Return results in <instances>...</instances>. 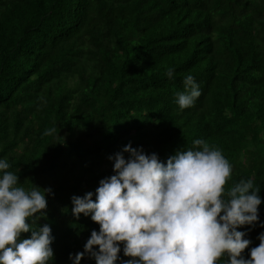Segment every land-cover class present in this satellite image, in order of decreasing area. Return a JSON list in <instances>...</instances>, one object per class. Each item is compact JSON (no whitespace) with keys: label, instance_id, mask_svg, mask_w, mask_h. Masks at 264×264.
<instances>
[{"label":"trees","instance_id":"16d2710c","mask_svg":"<svg viewBox=\"0 0 264 264\" xmlns=\"http://www.w3.org/2000/svg\"><path fill=\"white\" fill-rule=\"evenodd\" d=\"M188 74L202 92L180 109ZM197 138L232 163L226 187L252 178L264 200V0H0V158L55 193L39 221L49 264H71L99 229L71 197L114 174L110 154L132 142L166 160Z\"/></svg>","mask_w":264,"mask_h":264},{"label":"clouds","instance_id":"9594fccd","mask_svg":"<svg viewBox=\"0 0 264 264\" xmlns=\"http://www.w3.org/2000/svg\"><path fill=\"white\" fill-rule=\"evenodd\" d=\"M166 74L174 79L175 68ZM201 92L188 74L176 103L191 107ZM192 144L166 160L132 142L110 154L114 174L94 191L71 197L72 215L99 225L83 251L69 253L71 264L85 256L96 264H264V231L256 246L248 236L257 223L264 228L261 189L252 178L226 187L233 165L223 151L202 138ZM10 168L0 158V264H49L55 236L49 223L39 221L55 193L50 186H25ZM245 225L250 227L240 230Z\"/></svg>","mask_w":264,"mask_h":264}]
</instances>
